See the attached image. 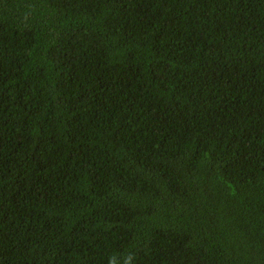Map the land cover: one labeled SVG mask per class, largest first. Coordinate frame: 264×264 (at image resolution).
Listing matches in <instances>:
<instances>
[{
    "label": "trees",
    "instance_id": "1",
    "mask_svg": "<svg viewBox=\"0 0 264 264\" xmlns=\"http://www.w3.org/2000/svg\"><path fill=\"white\" fill-rule=\"evenodd\" d=\"M0 264H264V0H0Z\"/></svg>",
    "mask_w": 264,
    "mask_h": 264
}]
</instances>
